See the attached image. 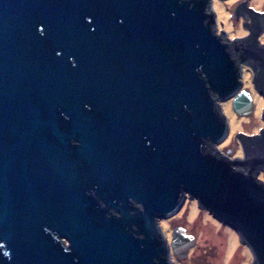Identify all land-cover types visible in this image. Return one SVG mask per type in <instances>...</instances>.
<instances>
[{
    "label": "water",
    "instance_id": "1",
    "mask_svg": "<svg viewBox=\"0 0 264 264\" xmlns=\"http://www.w3.org/2000/svg\"><path fill=\"white\" fill-rule=\"evenodd\" d=\"M214 27L211 0H0V264H172L186 197L264 264V142L213 154L219 102L250 110Z\"/></svg>",
    "mask_w": 264,
    "mask_h": 264
},
{
    "label": "flooded vegetation",
    "instance_id": "2",
    "mask_svg": "<svg viewBox=\"0 0 264 264\" xmlns=\"http://www.w3.org/2000/svg\"><path fill=\"white\" fill-rule=\"evenodd\" d=\"M217 1L223 4L226 18L222 12L223 17L219 20L216 14L218 12L213 9L214 0H211L215 23L214 33L227 45V51L239 70L240 89L238 94L242 91L245 92L250 101V110L246 114L233 112L241 119L252 118L259 121L263 123V127L253 135L241 133L236 135V145L241 151L240 157L231 158L230 151L224 154L216 148L213 154L225 157L230 161L244 160L245 154L257 153L259 146L264 142V0ZM231 1L232 3L228 7L227 4ZM226 101H230L232 106V100ZM205 150H211L210 146H205ZM256 179L264 184V172L259 171ZM186 234L191 235L188 232ZM163 237L169 246L170 242L168 244L166 237L164 235ZM171 255L174 256L169 249V260Z\"/></svg>",
    "mask_w": 264,
    "mask_h": 264
},
{
    "label": "rangeland",
    "instance_id": "3",
    "mask_svg": "<svg viewBox=\"0 0 264 264\" xmlns=\"http://www.w3.org/2000/svg\"><path fill=\"white\" fill-rule=\"evenodd\" d=\"M232 1L227 4L228 7ZM213 7L216 8L218 12L216 14L221 20L222 12L225 14L223 4L214 0ZM219 105L227 121L228 132L216 149L224 154L230 151L231 158L240 157L241 151L236 145V135L238 133L253 135L263 127V123L252 118L241 119L236 116L230 101L219 102ZM158 226L168 244L172 231L179 227L185 229L195 239V246L190 249L185 259L179 260L171 255L170 261L173 264H252L253 262L249 249L241 243L238 235L214 220L208 212L198 207L196 201L188 197L173 217L158 221Z\"/></svg>",
    "mask_w": 264,
    "mask_h": 264
}]
</instances>
